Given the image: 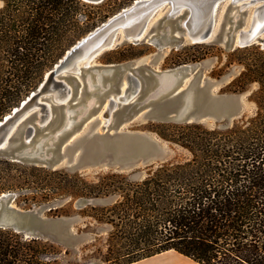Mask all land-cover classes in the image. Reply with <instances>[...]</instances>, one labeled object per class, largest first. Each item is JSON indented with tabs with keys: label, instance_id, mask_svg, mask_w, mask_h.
I'll return each mask as SVG.
<instances>
[{
	"label": "trees",
	"instance_id": "obj_1",
	"mask_svg": "<svg viewBox=\"0 0 264 264\" xmlns=\"http://www.w3.org/2000/svg\"><path fill=\"white\" fill-rule=\"evenodd\" d=\"M134 1L6 0L0 9V120L39 87L74 44ZM260 54L234 84L238 92L260 84L256 116L228 130L155 126L162 138L190 150V160L152 164L143 179L116 171L88 180L0 154V198L9 194L30 210L67 197L74 205L117 196L111 208L83 210L114 226L113 241L120 246L115 264L167 251L199 264H264V50ZM94 208L102 215L92 213ZM49 212L69 214L66 207ZM61 256L53 240L0 228V264H60Z\"/></svg>",
	"mask_w": 264,
	"mask_h": 264
},
{
	"label": "water",
	"instance_id": "obj_2",
	"mask_svg": "<svg viewBox=\"0 0 264 264\" xmlns=\"http://www.w3.org/2000/svg\"><path fill=\"white\" fill-rule=\"evenodd\" d=\"M84 1L100 4L104 0ZM254 1L263 3L259 8V15L256 16L257 27L254 26L256 11L254 15L249 14V11L255 9L257 5L253 4ZM225 2H229L239 15L249 17L248 23L243 22L231 28L226 37L221 39L226 47L247 48L256 43L264 47V0H209L206 3L207 8L210 9L206 26L203 25L204 12L199 8L200 6L197 8L194 3L186 0H135L132 5L123 8L74 44L47 72L39 87L0 120V154L13 162H21L25 159L41 167L59 170L70 163L72 157L70 155L79 149L78 138H86L87 133L93 129L96 119L94 117L98 114L102 121L100 130L103 135L112 131L123 132L129 123L144 115L160 121L187 124L206 119L238 117L241 108L238 107L236 98L224 100L210 97V102L207 104L208 101L201 99L195 101L194 98L185 96L181 87L174 85L170 79H167V85L173 97L158 92L155 93L153 101L140 104L138 96L143 82L132 72L123 74L120 70L113 71L114 78L109 88L96 93L97 98L93 107L89 108L85 105L84 108L76 110L73 107L78 102L72 103L75 91L69 82L74 81L77 84L78 98L82 91L80 77L84 75V70L89 68V65H85L89 58H95L102 51L114 47L121 39L140 41L148 30V25L160 11H165L160 20L164 27V42L167 45L177 48L185 40L200 44L214 38L216 15ZM191 10H194V13ZM138 15L141 19L136 21V24H132V20ZM125 27L129 31H126ZM89 75L87 82H84V89L88 93L93 92L94 78L93 74ZM99 75L102 77L103 73L100 72ZM152 75L158 81L163 80L158 72H153ZM152 102L154 113L150 115L145 113L144 109ZM51 125L53 128L48 132L51 135V143L46 140L34 144L39 132L46 131ZM78 133L80 136H76ZM107 144L115 155L117 150L114 143L108 140ZM133 144L137 156L149 159L153 164L156 160L163 161L165 158L164 155L156 152L154 147H146L141 140L137 139ZM45 145H47L46 150ZM68 150L70 155L66 152ZM89 160L97 168H109L114 165L109 161L104 162L96 154L90 155ZM123 163L124 166L127 165L126 167L135 166L128 158ZM13 203L9 194H4L0 198V228H12L24 233L27 238L37 239L49 236L60 239L68 234L69 226L64 219L42 216L39 211L25 210Z\"/></svg>",
	"mask_w": 264,
	"mask_h": 264
},
{
	"label": "rangeland",
	"instance_id": "obj_3",
	"mask_svg": "<svg viewBox=\"0 0 264 264\" xmlns=\"http://www.w3.org/2000/svg\"><path fill=\"white\" fill-rule=\"evenodd\" d=\"M104 1L109 2V0ZM5 3L6 0H0V9L5 6ZM106 9L107 7L104 8L105 11ZM251 12L250 10L249 14ZM164 14L165 11L158 13L148 25V30L140 41L132 42L121 39L114 47L98 54L90 63L89 68L84 70V75L80 77L82 91L78 98L76 93L77 84L74 81H69L75 91L72 103L78 102L73 108L80 110L85 105H88L89 108L93 107L97 98L96 93L109 88L114 78L113 71L120 70L123 74L132 72L143 82L138 96L139 101H141L140 104L153 101L155 93L158 92H163L173 97L174 95H172L171 89L167 85V79H170L174 85L181 87L180 89L184 91L183 94L185 96L194 98L195 101L201 99V101H208L206 102L207 104L210 102V97L224 100L236 98L237 105L241 108V114L235 118L206 119L193 122L192 124H199L210 130H228L240 126L256 116L259 112L260 84L257 82L249 83L242 92H238L239 87L234 86V84L246 72V65L255 64L258 58L262 56L260 52L264 50V47L256 43L247 47L248 49H229L221 41L231 28H235L243 22L248 23L249 17L239 15L236 9L229 5V2H225L221 5L216 15L214 38L200 44L185 40L179 47L173 48L164 42V27L162 26V20H160ZM113 15H110L107 20ZM166 29L169 28L166 27ZM195 57L203 59L195 61ZM180 62L185 63L178 65ZM100 72L103 73L102 77L99 75ZM153 72H158L163 80L158 81L153 78ZM89 74H93L94 78L92 81L93 92L88 93L84 89V82H87L86 79L89 78ZM153 104L152 102L151 105L145 107L144 112L153 115ZM99 116L98 114L94 117L96 119L93 129L90 132L85 131V133L88 132L86 138H78L79 149L77 152L70 155V151H66L72 156L71 161L59 170L68 169L69 172L79 173L88 180H96L98 176L116 171L125 174L136 172L134 178L143 179L147 175L146 168L153 163L149 159L137 156L133 144L137 139L141 140L146 147H154L156 152L165 156L163 161L156 160L154 164L186 162L192 158L190 150L165 140L155 131V126L163 124L186 125L187 123L160 121L144 115L129 123L123 132L112 131L107 135H103L100 130L102 121ZM52 128L53 125L46 128V131L39 132L34 144L43 143L46 140L50 144L51 135L48 132ZM108 140L115 145L117 150L115 155L112 154V150L108 147ZM45 146L44 149L46 150L47 145ZM93 154H96L104 162L109 161L114 165L109 168L93 166L89 160L90 155ZM126 158L135 166H124L123 161ZM12 199L13 204L23 209L22 206L16 203L15 198ZM118 199L117 196H112L107 199L79 201L72 205V198L67 197L55 204L34 206L32 208V210L39 211L42 216L64 219L69 226L68 234L60 237V239L56 236L45 238V240H53L60 249L62 255L58 258L60 264H115L114 261H116L118 256L116 250L120 246H115L113 241L114 226L111 223L100 222L93 216L84 214L83 210L88 205L111 208ZM50 207L55 209L66 207L69 214L52 216L49 212ZM91 212L102 215V212L95 208Z\"/></svg>",
	"mask_w": 264,
	"mask_h": 264
},
{
	"label": "crops",
	"instance_id": "obj_4",
	"mask_svg": "<svg viewBox=\"0 0 264 264\" xmlns=\"http://www.w3.org/2000/svg\"><path fill=\"white\" fill-rule=\"evenodd\" d=\"M132 264H199L176 251H167Z\"/></svg>",
	"mask_w": 264,
	"mask_h": 264
},
{
	"label": "bare ground",
	"instance_id": "obj_5",
	"mask_svg": "<svg viewBox=\"0 0 264 264\" xmlns=\"http://www.w3.org/2000/svg\"><path fill=\"white\" fill-rule=\"evenodd\" d=\"M186 1H188V2H191V3H194V5H196L197 6V8L199 7L204 13H203V16H202V18H203V20H204V26H206V20H207V18L209 17V13H210V9H208L207 8V6H206V3L207 2H209V0H186ZM263 2V1H262ZM253 4H257L256 6H255V9H251V13H253V15H254V11H256L255 12V17H254V26L255 27H257V21H258V18L256 17V16H258L259 15V8L260 7H262V4L263 3H259V1H254V3ZM192 9H194V8H192ZM256 9H258V10H256ZM214 10L212 9L211 10V12H213ZM191 12L192 13H194V10H191ZM256 18V19H255ZM141 19V16L140 15H138V16H135L134 17V20H132V24H136V21H138V20H140ZM201 20V19H200ZM202 20V21H203ZM192 22L194 23V21L192 20ZM195 25L197 26V23H195ZM125 30L126 31H129L128 29H127V27H125ZM94 59V57H90L89 58V60L85 63V65L86 66H88V65H90V63L92 62V60ZM80 69V67L78 68V72L80 71L79 70Z\"/></svg>",
	"mask_w": 264,
	"mask_h": 264
}]
</instances>
